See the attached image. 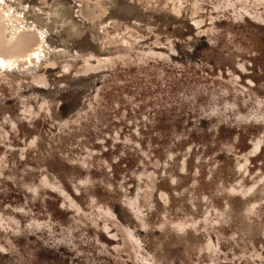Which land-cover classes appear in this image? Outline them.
<instances>
[{
	"label": "rangeland",
	"instance_id": "rangeland-1",
	"mask_svg": "<svg viewBox=\"0 0 264 264\" xmlns=\"http://www.w3.org/2000/svg\"><path fill=\"white\" fill-rule=\"evenodd\" d=\"M0 1V264H264V0Z\"/></svg>",
	"mask_w": 264,
	"mask_h": 264
},
{
	"label": "bare ground",
	"instance_id": "bare-ground-1",
	"mask_svg": "<svg viewBox=\"0 0 264 264\" xmlns=\"http://www.w3.org/2000/svg\"><path fill=\"white\" fill-rule=\"evenodd\" d=\"M89 3L88 0H84L82 4V12L86 16L97 19L104 15L106 9L101 0H91V3ZM13 9L12 4L0 1V71L8 72L12 70L10 68L11 64H15L18 68H23L28 63L34 62L39 57L40 52H44L43 55L46 54L45 56L48 55L49 60H68L73 58L62 47L47 49L44 33L33 26L32 23L29 26L22 24L23 16L21 13L24 11V8ZM55 9L57 8L55 7ZM54 11L50 13L46 12L47 16L43 20L44 23L47 19L50 21L51 15L52 17L54 14V16L59 15ZM97 28L96 26V30ZM97 34L99 33L97 32ZM93 36L94 41H96L97 37L95 33H93ZM106 50L109 53L112 48H106Z\"/></svg>",
	"mask_w": 264,
	"mask_h": 264
}]
</instances>
